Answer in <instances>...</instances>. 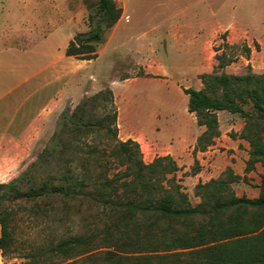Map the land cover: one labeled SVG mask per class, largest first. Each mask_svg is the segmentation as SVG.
Wrapping results in <instances>:
<instances>
[{
  "label": "trees",
  "instance_id": "obj_1",
  "mask_svg": "<svg viewBox=\"0 0 264 264\" xmlns=\"http://www.w3.org/2000/svg\"><path fill=\"white\" fill-rule=\"evenodd\" d=\"M93 10L90 29L76 32L66 49L68 56L96 59L106 31L123 14L117 0H98ZM226 46L231 45L225 42L214 47L218 64L213 72L201 75L202 88H183L189 95L188 110L205 127L195 151H205L220 136L218 111L239 114L245 120L239 136L250 145L246 171L257 162L263 165L258 196L238 195L233 184L246 176L228 167L221 176L196 185L195 194L201 200L193 204L176 177L180 167L170 154L145 162L138 141L118 138V109L108 88L85 98L71 114L63 113L51 142L20 173L0 182L2 255L10 251L13 240L6 201L61 197L102 206L112 215L111 223L99 237L75 234L52 242L28 264H65V259L71 260L69 264H97V259L99 264H264V73L220 72L234 61L226 51L220 52ZM251 51L246 45L247 58ZM101 98L111 104L112 113L86 119L85 107ZM95 127L113 137L110 155L92 146L85 150L81 163L74 164L65 133ZM54 165L64 166L63 171L55 173ZM101 246L107 250L95 257L94 251Z\"/></svg>",
  "mask_w": 264,
  "mask_h": 264
},
{
  "label": "rangeland",
  "instance_id": "obj_2",
  "mask_svg": "<svg viewBox=\"0 0 264 264\" xmlns=\"http://www.w3.org/2000/svg\"><path fill=\"white\" fill-rule=\"evenodd\" d=\"M97 1L60 2L69 8L64 30L69 29V33L89 30V15L94 11ZM117 2L120 6H125L128 14L133 17L131 20L123 19L117 31L114 32L113 28L106 31L105 38H110L111 42L109 46L106 41L99 45L101 55L89 66L88 71L94 70L95 67L99 69L105 83L101 90L111 88L116 96L115 105L120 110L122 122L120 128L117 120L119 139L124 140L127 137L125 131L133 133L147 130L169 144L179 142L180 139L188 141L189 145L185 151L188 159L185 155L182 156L186 162L178 169L176 177L192 203L197 204L201 199L195 194L196 185L209 181L213 172L210 165L201 164L198 158L200 150L195 151L197 138L205 127H200L195 113L188 110L189 95L183 88L203 87L201 75L213 72L218 64L215 57L217 52L213 48L225 42L231 46L223 47L220 52L226 51L234 61L219 69L220 72L224 70L231 74H244L253 70L256 73H264V0ZM27 4L23 5L20 0H0V26H30L31 18L36 14L30 12L34 6ZM41 16L47 17L46 11ZM161 21L164 22L159 24ZM218 24L226 27H218L211 33ZM181 25L185 27L181 29ZM209 34L210 39L202 48L205 54L203 61L193 62L196 57L194 53L201 48ZM145 45L152 51L154 59L148 62L139 58L135 60L136 57L130 50ZM246 45L252 49L249 58L245 56ZM113 61L115 68L111 71L110 64ZM190 67H195L196 71L191 72ZM127 77L133 79H126ZM78 104L65 106L59 113L57 127L51 132L49 140L37 143L34 154H39L51 142L54 132L59 131L63 113L71 114ZM111 113V104L102 98L91 101L83 112L86 119L92 120L107 117ZM217 113L221 134L226 132L232 137L240 134L245 124L243 117L228 111ZM64 137L69 138L71 142L68 153L69 156L75 157L76 165L81 163L85 150L90 147L97 146L99 152L107 156L115 143L105 129L98 127L83 133L67 131ZM141 150L145 162H151L164 151L150 150L146 141H143ZM189 156L193 157V160H189ZM227 168L220 170L216 177L212 178L221 176ZM63 169L62 165H54L52 170L61 173ZM200 172L202 175L197 177L196 174ZM262 172L263 165L260 162L249 172L245 170L246 179L233 184L235 192L240 196H258ZM5 205L11 210L9 222L13 240L10 251L5 256L0 249V264L31 263L33 257L49 249L52 242L71 235L102 236L106 225L111 223L112 219L108 210L88 200L69 202L61 197H53L35 201H6ZM106 250L107 247H98L94 251L95 257H100ZM69 261L71 260L65 259L62 263L69 264ZM96 262L99 264L100 260L97 259Z\"/></svg>",
  "mask_w": 264,
  "mask_h": 264
},
{
  "label": "crops",
  "instance_id": "obj_3",
  "mask_svg": "<svg viewBox=\"0 0 264 264\" xmlns=\"http://www.w3.org/2000/svg\"><path fill=\"white\" fill-rule=\"evenodd\" d=\"M20 1L23 5L28 3L34 6L29 11L36 16L31 18L32 24L28 27L26 24L20 27L0 26V182L20 173L24 165L36 155L34 151L37 143L49 140L51 132L57 127L59 113L67 104L74 106L80 103L85 96L101 90L105 84L99 69L95 67L88 71L89 66L100 57L99 49L98 57L91 60L66 54L69 41L76 32L69 33V29L64 30L69 8L60 2L65 0ZM122 7L123 14L113 26L114 32L123 19L131 20L133 17L128 14L125 6ZM44 11L47 13L45 18L41 16ZM184 27L181 25L180 28ZM218 27L226 26L218 24L211 33ZM210 34L201 48L194 53L196 57L193 62L203 61L205 54L202 48L209 41ZM105 41L109 46L111 39L105 38ZM146 46L130 50L136 57L135 60L139 58L148 62L154 59L152 51ZM114 61L110 64L111 71L115 68ZM190 69L191 72L196 71L195 67ZM114 99L117 104L115 94ZM117 120L121 128L119 108ZM125 134V139L133 138L142 147L143 141H146L150 150H164L159 154H170L177 159L179 167L186 162L183 155L188 159L185 152L189 145L187 140L180 139L179 142L169 144L147 130L133 133L125 131ZM249 149V142L241 138L239 133L232 137L223 132L207 150L199 151L198 158L202 165L212 167L211 178L216 177V173L226 167L244 175ZM189 160H193V157L189 156ZM202 172L196 176L199 177Z\"/></svg>",
  "mask_w": 264,
  "mask_h": 264
}]
</instances>
